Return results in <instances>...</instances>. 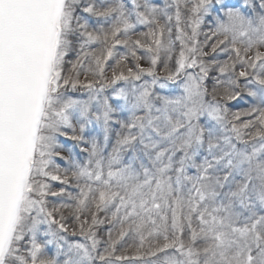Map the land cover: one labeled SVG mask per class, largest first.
Segmentation results:
<instances>
[{
	"label": "snow or ice",
	"instance_id": "1",
	"mask_svg": "<svg viewBox=\"0 0 264 264\" xmlns=\"http://www.w3.org/2000/svg\"><path fill=\"white\" fill-rule=\"evenodd\" d=\"M0 264H264V0H0Z\"/></svg>",
	"mask_w": 264,
	"mask_h": 264
}]
</instances>
